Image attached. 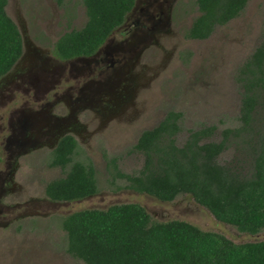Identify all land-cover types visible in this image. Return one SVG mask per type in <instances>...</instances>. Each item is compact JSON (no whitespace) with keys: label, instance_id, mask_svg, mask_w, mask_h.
Wrapping results in <instances>:
<instances>
[{"label":"trees","instance_id":"1","mask_svg":"<svg viewBox=\"0 0 264 264\" xmlns=\"http://www.w3.org/2000/svg\"><path fill=\"white\" fill-rule=\"evenodd\" d=\"M250 0H195L200 15L187 37L207 40L216 27L238 18ZM86 26L57 45L63 57L91 55L123 22L134 0H83ZM8 0H0V76L23 51L21 34L9 17ZM242 89L239 127L226 128L218 141L216 126L190 131L183 147L175 137L182 131L181 112L171 111L154 129L142 133L134 150L144 155L135 175L119 174L127 188L173 202L190 195L201 207L241 233L264 230V32L262 42L240 68ZM231 146L235 154L219 161ZM74 146L60 150L56 164L72 159ZM116 160L112 165L116 167ZM55 202H75L99 193L92 165L76 162L64 178L46 186ZM67 252L85 264H264V241L237 244L185 221L153 222L149 212L133 203L107 209L74 212L62 221Z\"/></svg>","mask_w":264,"mask_h":264},{"label":"rangeland","instance_id":"2","mask_svg":"<svg viewBox=\"0 0 264 264\" xmlns=\"http://www.w3.org/2000/svg\"><path fill=\"white\" fill-rule=\"evenodd\" d=\"M63 2L75 3L74 26L76 30L81 29L86 22L83 0ZM55 4L56 0H8L7 13L19 21L16 20L24 33L26 26H21L19 13L24 23H31L33 19L29 15L33 10H43L42 6L51 9ZM186 11L183 21L167 29V32L172 31L165 36L168 38L165 44L169 45L148 52L142 64L151 57V74L142 78L140 89L130 90L125 116L92 135L87 145L90 153L85 146L79 150L77 160L86 162L88 159L96 169L99 193L76 202L57 203L45 195V187L52 180L65 177L67 170L30 171L26 173L28 176H20L19 182L24 180L25 183L15 203L24 204L16 211L8 210L10 217L0 218V264H85L67 252L63 219L74 212L107 209L124 203L144 207L153 222L185 221L204 231L224 235L237 244L264 241V230L257 235L241 233L234 226L216 220L190 195L163 202L129 190L128 182L118 176L140 172L144 156L132 152L133 146L144 131L156 127L170 111L183 114L182 132L175 137L178 147L184 145L190 131L203 126H216L217 131L210 139L218 141L224 129L240 125L242 89L237 76L262 42L264 0H250L238 18L216 27L203 41L187 37L200 15L195 0H187ZM25 35L33 47L34 36ZM234 154L235 146H231L219 161H229ZM113 159H117L116 167L111 164Z\"/></svg>","mask_w":264,"mask_h":264},{"label":"flooded vegetation","instance_id":"3","mask_svg":"<svg viewBox=\"0 0 264 264\" xmlns=\"http://www.w3.org/2000/svg\"><path fill=\"white\" fill-rule=\"evenodd\" d=\"M74 4L56 0L51 9L42 6L43 10H33L29 15L32 22H26L30 26L19 13L21 26H26L24 33L19 21L9 16L21 34L23 51L13 67L0 76L2 219L10 217L8 210L16 211L24 204L15 203L25 183L19 182L20 176H28L30 171H69L76 162H82L77 160L81 146L90 153L87 145L93 134L125 116L130 90L140 89L142 78L151 74V57L142 64L148 52L169 45L165 36L172 31L167 29L183 21L187 12V0H134L124 22L94 53L63 57L57 45L88 21L83 3L86 22L75 29ZM30 33L36 40L33 47L25 35ZM179 125L182 127V119ZM72 143V160L64 167L56 164L60 150ZM86 160L83 163L93 166Z\"/></svg>","mask_w":264,"mask_h":264}]
</instances>
